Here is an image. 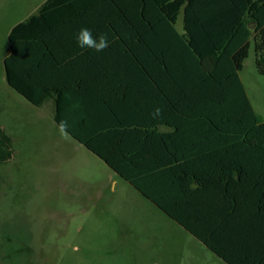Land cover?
I'll use <instances>...</instances> for the list:
<instances>
[{"label":"crops","instance_id":"obj_1","mask_svg":"<svg viewBox=\"0 0 264 264\" xmlns=\"http://www.w3.org/2000/svg\"><path fill=\"white\" fill-rule=\"evenodd\" d=\"M44 1L37 0L10 26L7 35L13 25L37 13ZM154 24L152 29L146 30L142 45L137 46V37L114 34L106 21H70L61 14L52 16V30L46 37L50 48L46 51L26 41L20 53L21 73L27 67L25 63H32L29 69L34 71L39 86L49 85L45 90L47 94L39 104H34L9 84L4 63V58L11 52L9 40L8 51L1 57L6 82L3 91H6L7 98L13 97V91L17 92L27 103H24L25 107H31L34 113L46 114L44 116L56 136L68 137L105 164L83 144V140L94 145L109 142L113 147L119 141L123 143L137 138L148 140L146 150L160 156H169V152H173V155L183 157L176 162L198 173V179H193L192 185L201 187L205 183L213 189L178 197L180 208L177 211L196 227L204 228L210 241L232 261L264 264V180L255 179V173L262 168L251 163L250 149L218 146L222 142L217 145L218 137L214 133L191 131L193 119L198 118L181 116L183 92L188 79L193 77V71L197 72L193 67L198 64V59L194 60L190 48L179 36L183 33L182 18L179 20L178 17L173 23L174 28L163 20L154 21ZM116 26L125 25L116 23ZM82 28L90 29L94 36L106 35L109 46L102 52L80 48L76 36ZM135 50L140 53L142 61L136 60ZM244 64L238 74L247 94L241 77ZM158 107L162 114L153 118L152 113ZM61 121L68 125L64 133L59 129ZM233 157H239V170L232 169L229 162H225ZM216 170L229 173L220 185L215 182L213 173ZM226 183L227 190H224L221 187ZM188 233L229 264L203 241Z\"/></svg>","mask_w":264,"mask_h":264},{"label":"rangeland","instance_id":"obj_2","mask_svg":"<svg viewBox=\"0 0 264 264\" xmlns=\"http://www.w3.org/2000/svg\"><path fill=\"white\" fill-rule=\"evenodd\" d=\"M35 2L0 0V125L11 144L0 161V264H226L96 155L56 136L21 95L7 98V30ZM254 57L251 45L241 77L264 118Z\"/></svg>","mask_w":264,"mask_h":264},{"label":"trees","instance_id":"obj_3","mask_svg":"<svg viewBox=\"0 0 264 264\" xmlns=\"http://www.w3.org/2000/svg\"><path fill=\"white\" fill-rule=\"evenodd\" d=\"M180 13L183 33L179 36L190 48L194 60L198 59L193 67L197 72L193 71V77L184 86L181 116L198 118L193 119L191 131L214 133L218 137L217 145L222 142L218 146L250 149L251 163L262 168L255 173V179L264 180V118L254 110L238 74L251 45L256 69L264 74V0H45L37 13L16 23L8 32L11 52L4 58L7 81L34 104H39L47 94L49 85L39 86L34 71L29 69L32 63H25L27 67L21 73L20 53L26 41L46 51L50 48L46 37L52 30V16L61 14L70 21H106L114 34L137 37L136 44L140 46L146 30L154 27V21H166L174 28ZM136 50L134 55L140 62L142 57ZM147 141L136 138L119 141L113 147L104 141L100 145L82 142L209 249L229 264H238L210 241L204 228L196 227L177 211L178 197L196 195L213 187L205 183L194 187L192 182L198 179V173L176 162L183 157L173 152L160 156L146 150ZM9 146L10 137L0 126V161L10 156ZM227 161L232 169H240L239 157ZM213 174L220 185L229 173L216 170ZM221 188L227 190V183Z\"/></svg>","mask_w":264,"mask_h":264},{"label":"clouds","instance_id":"obj_4","mask_svg":"<svg viewBox=\"0 0 264 264\" xmlns=\"http://www.w3.org/2000/svg\"><path fill=\"white\" fill-rule=\"evenodd\" d=\"M76 40L80 48L93 49L97 52H102L109 46V42L106 35L101 34L99 36H94L92 31L88 28L80 29L76 36ZM161 114L162 109L158 107L154 109L152 116L153 118H157L161 116ZM67 126L68 125L66 121H61L59 125L60 131L62 133L66 132Z\"/></svg>","mask_w":264,"mask_h":264},{"label":"flooded vegetation","instance_id":"obj_5","mask_svg":"<svg viewBox=\"0 0 264 264\" xmlns=\"http://www.w3.org/2000/svg\"><path fill=\"white\" fill-rule=\"evenodd\" d=\"M3 129V128H2Z\"/></svg>","mask_w":264,"mask_h":264}]
</instances>
